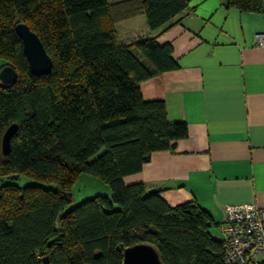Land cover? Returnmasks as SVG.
<instances>
[{
	"label": "trees",
	"instance_id": "trees-1",
	"mask_svg": "<svg viewBox=\"0 0 264 264\" xmlns=\"http://www.w3.org/2000/svg\"><path fill=\"white\" fill-rule=\"evenodd\" d=\"M225 4L264 13V0ZM186 8L187 0H0V68L16 73L0 81V264H121L123 249L138 243L154 247L162 264H225L206 210L170 206L159 190L123 182L152 152L172 151L187 128L139 88L178 67L171 46L156 36L122 42L114 24L144 15L155 31ZM18 22L44 46L47 74L29 71ZM11 124L4 155L1 139ZM81 173L109 192L70 207ZM20 177L33 182L21 186Z\"/></svg>",
	"mask_w": 264,
	"mask_h": 264
},
{
	"label": "crops",
	"instance_id": "crops-1",
	"mask_svg": "<svg viewBox=\"0 0 264 264\" xmlns=\"http://www.w3.org/2000/svg\"><path fill=\"white\" fill-rule=\"evenodd\" d=\"M141 17L114 24L117 39L156 36L171 46L178 67L139 88L145 101L162 100L168 120L184 122L187 136L172 151L152 152L124 184L159 190L170 206L191 202L217 226L227 204L264 208V47L253 46L264 13L238 11L225 0H187L184 14L155 31L145 17L135 21Z\"/></svg>",
	"mask_w": 264,
	"mask_h": 264
},
{
	"label": "built area",
	"instance_id": "built-area-1",
	"mask_svg": "<svg viewBox=\"0 0 264 264\" xmlns=\"http://www.w3.org/2000/svg\"><path fill=\"white\" fill-rule=\"evenodd\" d=\"M253 46L264 47V32L254 34ZM218 232L225 264H264V208L254 203L225 205Z\"/></svg>",
	"mask_w": 264,
	"mask_h": 264
},
{
	"label": "water",
	"instance_id": "water-1",
	"mask_svg": "<svg viewBox=\"0 0 264 264\" xmlns=\"http://www.w3.org/2000/svg\"><path fill=\"white\" fill-rule=\"evenodd\" d=\"M14 31L21 41L22 51L26 58L29 71L34 75L47 74L51 69V59L40 42L37 35L23 23L18 22L14 25ZM16 78L15 71L4 66L0 70V81L10 83ZM16 124L9 125L4 131L1 139V152L6 155L9 151V140ZM42 264H49L48 259L44 258ZM121 264H162L157 251L149 244L138 243L123 249Z\"/></svg>",
	"mask_w": 264,
	"mask_h": 264
},
{
	"label": "rangeland",
	"instance_id": "rangeland-1",
	"mask_svg": "<svg viewBox=\"0 0 264 264\" xmlns=\"http://www.w3.org/2000/svg\"><path fill=\"white\" fill-rule=\"evenodd\" d=\"M142 19H144V17L138 18L135 21L136 22L144 21ZM31 182L33 181L30 178H24V177H20L16 181V183L21 186L27 183H31ZM70 192H71L70 207H71V206L78 204L82 200L92 198L93 196L97 194L105 195L104 193L109 192V188L107 185L101 183L95 177L81 173L79 177L76 179ZM108 196H110V194ZM210 233L213 236L219 237L218 226L213 224L210 227Z\"/></svg>",
	"mask_w": 264,
	"mask_h": 264
}]
</instances>
